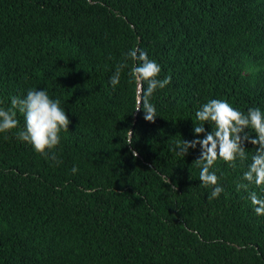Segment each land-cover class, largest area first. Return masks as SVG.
Segmentation results:
<instances>
[{"label": "trees", "instance_id": "1", "mask_svg": "<svg viewBox=\"0 0 264 264\" xmlns=\"http://www.w3.org/2000/svg\"><path fill=\"white\" fill-rule=\"evenodd\" d=\"M133 47L171 77L150 98L155 122L135 111V62L110 84ZM29 89L59 98L71 123L62 163L17 138L19 112L0 133V264H264L249 199L264 190H237L256 146L236 167L216 162L224 192L212 200L201 147L171 150L204 138L195 113L210 99L264 111V0H0V108Z\"/></svg>", "mask_w": 264, "mask_h": 264}, {"label": "clouds", "instance_id": "2", "mask_svg": "<svg viewBox=\"0 0 264 264\" xmlns=\"http://www.w3.org/2000/svg\"><path fill=\"white\" fill-rule=\"evenodd\" d=\"M129 59L135 62L130 68L127 63ZM126 68H129L128 82L135 81L138 85L135 111L139 112L142 108L144 119L155 122L157 109L150 102V98L158 89L166 88L171 82V77L161 79V66L151 59L146 51L133 47L124 53L123 62L117 64L110 78L113 88L120 84L121 74ZM145 83L146 88L143 87ZM17 112L23 114L26 121V130L18 132L17 138L31 144L34 150L45 158H49L51 152L55 162L62 163L56 158L55 149L61 144V133L69 130L71 120L61 107L60 99L51 98L46 90L36 89H29L24 98L12 97L9 108H0V133L17 128ZM195 116L200 124H196L194 132L205 133L204 138L177 141L171 150L183 158L190 148L194 149L197 145L201 147V155L194 163L200 168L201 184L211 189L208 199L219 198L224 192L218 175L212 170L216 162L222 160L236 167L238 161H246V141L255 145L256 151L243 174V180L247 183L238 184L237 190H248L253 184L264 190V111L253 107L245 114L226 100L210 99L196 111ZM205 124H210L212 131H206ZM249 130L256 134L255 138ZM133 136V131L129 129L126 144L134 143ZM131 151L133 157L139 155L134 149ZM78 170V167L73 166L72 173L76 174ZM165 183H169L168 178H165ZM249 199L256 214L264 215V199L259 198L255 191L250 192Z\"/></svg>", "mask_w": 264, "mask_h": 264}]
</instances>
